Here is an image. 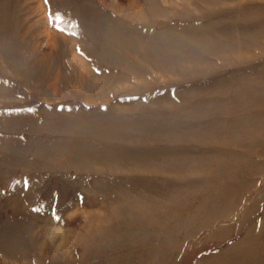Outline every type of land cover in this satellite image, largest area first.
I'll return each mask as SVG.
<instances>
[{
	"label": "rangeland",
	"instance_id": "374dc122",
	"mask_svg": "<svg viewBox=\"0 0 264 264\" xmlns=\"http://www.w3.org/2000/svg\"><path fill=\"white\" fill-rule=\"evenodd\" d=\"M0 264H264V0H0Z\"/></svg>",
	"mask_w": 264,
	"mask_h": 264
}]
</instances>
